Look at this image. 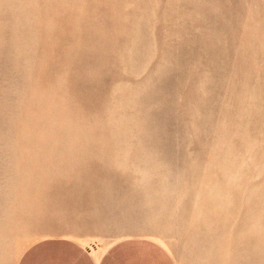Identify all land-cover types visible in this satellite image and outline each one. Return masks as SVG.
<instances>
[{
    "label": "rangeland",
    "instance_id": "1",
    "mask_svg": "<svg viewBox=\"0 0 264 264\" xmlns=\"http://www.w3.org/2000/svg\"><path fill=\"white\" fill-rule=\"evenodd\" d=\"M47 236L264 264V0H0V264Z\"/></svg>",
    "mask_w": 264,
    "mask_h": 264
},
{
    "label": "crops",
    "instance_id": "2",
    "mask_svg": "<svg viewBox=\"0 0 264 264\" xmlns=\"http://www.w3.org/2000/svg\"><path fill=\"white\" fill-rule=\"evenodd\" d=\"M95 252L80 240L47 236L30 243L16 264H176L169 250L152 239L126 237Z\"/></svg>",
    "mask_w": 264,
    "mask_h": 264
},
{
    "label": "bare ground",
    "instance_id": "3",
    "mask_svg": "<svg viewBox=\"0 0 264 264\" xmlns=\"http://www.w3.org/2000/svg\"><path fill=\"white\" fill-rule=\"evenodd\" d=\"M99 248H100V243H99L97 240H95V241H94V247H93V250L96 251V249H99Z\"/></svg>",
    "mask_w": 264,
    "mask_h": 264
}]
</instances>
